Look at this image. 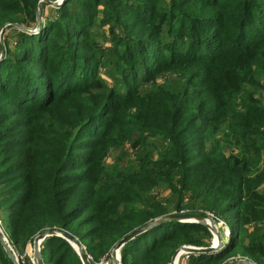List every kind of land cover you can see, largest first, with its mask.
Segmentation results:
<instances>
[{"label": "trees", "instance_id": "1", "mask_svg": "<svg viewBox=\"0 0 264 264\" xmlns=\"http://www.w3.org/2000/svg\"><path fill=\"white\" fill-rule=\"evenodd\" d=\"M37 1L0 0V227L12 248L22 253L55 229L98 259L168 213L144 194L166 185L178 198L175 213L211 210L230 231L220 249L188 253L187 264H264V243L242 237L245 226L264 222L255 189L262 180L253 184L239 150L225 147L250 148L247 136L264 142V103L253 91L264 75V0H63L44 17ZM101 18L119 49L123 90L113 96L96 92L104 84L90 29ZM6 25L16 28L13 45ZM166 72L184 73L185 83L138 97ZM121 122L127 140L151 131L165 146L115 179L99 155ZM185 195L198 205L184 207ZM211 236L198 222H161L124 243L120 262L169 264L181 245L206 247ZM40 253L44 264H82L58 235L46 236ZM0 264H12L1 243Z\"/></svg>", "mask_w": 264, "mask_h": 264}, {"label": "rangeland", "instance_id": "2", "mask_svg": "<svg viewBox=\"0 0 264 264\" xmlns=\"http://www.w3.org/2000/svg\"><path fill=\"white\" fill-rule=\"evenodd\" d=\"M62 2L63 0H38L36 3V12H38L41 17H44V15L46 14H54L55 12L53 5L58 6L62 4ZM3 30L4 34L6 33V37L4 36V38H7L10 45H13L12 41L15 37L14 33L16 28L14 30V28L12 29L11 25H6ZM90 32L91 35L95 38V43L99 48L98 51L100 56V67L98 68V74L104 84V87L96 92L102 94L103 96L109 94L113 96L115 95V93H117V91L123 90V84L119 82L122 80L119 76V71H117L118 67L116 65V51H119V49L117 48V44H114L112 36H110V25L105 23L102 18L100 21L96 20L94 22L93 26L90 29ZM185 80L186 76L184 73H161L156 76L154 82L150 83L149 85L142 86L143 91L140 92L138 97H142V99L146 100L148 96L154 97L155 94L153 92L156 88L160 87L164 89H175L176 87L182 86L185 83ZM257 81L259 82V86L253 88V91L255 92L254 94L259 98V100L264 103V75L260 74L257 78ZM58 107H60L59 109H62L64 106L61 105ZM129 118H132L130 110L126 114L124 113L121 115L122 121H124V119L126 121ZM63 119L65 120L64 117ZM117 129L118 130L112 135L115 142L111 141V143L108 144V147L102 148L99 155L101 166L104 167V169L111 174L110 176L114 177L115 179L138 170L136 168L142 165V162L147 159H149L150 161H154L157 158V155L160 154L165 146V141L160 138V136L155 132H145L144 136L141 139L137 134L134 133L132 137L127 140L126 130L129 129L128 125L123 122L118 123ZM143 138H145V142L143 141ZM119 139L121 140V143L118 144L116 143V140ZM246 139L247 142L252 145H248L250 148H244V150L240 148L234 149L233 146L226 145V154H229V151L234 150L233 153L237 155L236 153L239 150L238 155H241L243 159L246 160L249 169V172L246 175L253 184H256L255 181L258 178L262 180V182L259 183L255 189L260 195H264V142L263 140H260L259 136H247ZM253 148H255L256 154H254ZM241 150H243V152H241ZM82 169L83 168H79L78 170ZM2 189L3 186L0 185V192L2 191ZM144 194L151 199L158 200L164 206L165 211L168 212L167 214L173 213L175 211L174 204L177 202L178 198L168 186L159 185L152 189L151 192H145ZM182 202L184 203V207L191 204L193 206L198 205V201H191L189 199V196L187 195L183 197ZM206 211L210 212L211 210ZM211 213L215 212L211 211ZM216 216L224 220L220 215L217 214ZM218 232H220V234L222 235V239L225 241L227 237L224 235L223 229H218ZM242 235L245 242L249 241L252 238H255L264 243V222L250 223L249 225L244 227ZM8 244L10 245L9 242ZM28 244L26 246L27 249L29 246H33V242L32 244ZM211 244L214 246L217 244V239L213 235L210 238V245ZM10 247L12 248L11 245ZM12 250L15 255L21 254L15 251L13 248ZM247 259L250 258L247 257ZM178 260L180 261V259ZM77 262L78 261H76V263ZM180 264H182V262H180Z\"/></svg>", "mask_w": 264, "mask_h": 264}, {"label": "water", "instance_id": "3", "mask_svg": "<svg viewBox=\"0 0 264 264\" xmlns=\"http://www.w3.org/2000/svg\"><path fill=\"white\" fill-rule=\"evenodd\" d=\"M170 220L185 221V222H198V223L204 224L208 228V230L212 233V235L216 236L217 244L215 246L211 244V245L206 246V247L181 245L173 253L169 264H174L175 257L181 251H184L186 253H198V252L208 253V252L217 251L222 246V239H221L220 233L218 232V230L214 226H211L208 223H206V216H204L202 214H197V213H170V214L160 216L154 220H151V221L133 229L126 236L121 238L111 250L112 257L114 258V264H121V262L116 259V256H117V252L119 251L120 247L124 243H126L127 241H129L130 239L135 237L136 235H138V234L144 232L145 230L151 228L152 226H154L158 223L170 221ZM50 235H58V236H61L62 238H64L65 240H67L72 245V247L75 249L76 253L78 254V256L80 258L81 263L82 264H91L89 262L87 256H86L84 249L82 248L80 243L75 238H73L69 234L57 231L55 229L43 230L34 237V239H33V257H34L36 264H44V261L42 259L41 253H40V246L39 245L46 236H50ZM0 243L3 247V249L5 250L6 254L8 255V257L10 258L12 264H20L17 261V258L15 256L12 248L8 244L7 238L5 237L1 227H0ZM223 264H257V263L250 260V259H247V258L231 257L228 260H226V262Z\"/></svg>", "mask_w": 264, "mask_h": 264}, {"label": "built area", "instance_id": "4", "mask_svg": "<svg viewBox=\"0 0 264 264\" xmlns=\"http://www.w3.org/2000/svg\"><path fill=\"white\" fill-rule=\"evenodd\" d=\"M173 213H175V211ZM205 216H206V223H208L211 226H214L217 230L222 228L223 233L226 237L229 235V232H230L229 228H228L227 224L222 219H220L218 216H216L214 213H211V212H206ZM221 239H222V235H221ZM28 245H30V244H28ZM80 245L82 246V248L85 251V247L81 243H80ZM32 250H33V246H29L28 249L26 247L24 252H22L21 254L15 255L17 258V261L20 264H36L34 257H33ZM111 250L112 249H110L109 251L104 253L98 259L92 258V256L87 254L86 251H85V253H86V256H87V258L91 264H114V258L112 257ZM181 254L182 255H181V261L180 262H182V264H187L188 253L181 251ZM116 259L120 261L119 251L117 252Z\"/></svg>", "mask_w": 264, "mask_h": 264}, {"label": "bare ground", "instance_id": "5", "mask_svg": "<svg viewBox=\"0 0 264 264\" xmlns=\"http://www.w3.org/2000/svg\"><path fill=\"white\" fill-rule=\"evenodd\" d=\"M214 237H216V236H214ZM217 239V238H216ZM181 252H179L178 254H177V256L175 257V259H174V264H180V261H181ZM178 259H180V261L178 260Z\"/></svg>", "mask_w": 264, "mask_h": 264}]
</instances>
